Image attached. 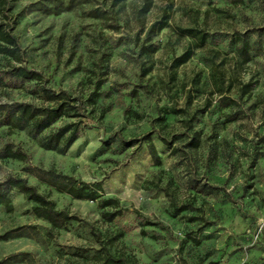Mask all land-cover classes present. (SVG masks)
<instances>
[{
    "label": "rangeland",
    "instance_id": "obj_1",
    "mask_svg": "<svg viewBox=\"0 0 264 264\" xmlns=\"http://www.w3.org/2000/svg\"><path fill=\"white\" fill-rule=\"evenodd\" d=\"M82 1L64 11L69 0H16L15 32L27 65L44 72L54 89L86 98L97 80H106L96 120L65 154L41 147L48 132L36 137L0 126V152L9 143L29 155L28 162L0 158V183L26 178L90 225L71 222L51 235V224L14 189L0 208V261L97 264L105 243L140 264H264V0H152L141 18L144 0H125L117 29L85 13L112 0ZM163 16L167 27L147 43L156 52L142 54V30ZM243 34L254 43L247 64L236 54L235 38ZM186 51L190 57L179 64ZM5 63L0 55V66ZM249 81L256 85L241 98L239 86ZM228 98L238 104L226 107ZM13 101L42 102L26 89H0V103ZM207 102L211 107L189 130L182 120ZM171 108L188 113L167 114ZM152 130L160 165L147 143L130 146ZM194 133L198 148L187 146ZM29 165L99 183L103 191L97 200L76 199L25 172ZM106 198L124 208L113 221L102 216Z\"/></svg>",
    "mask_w": 264,
    "mask_h": 264
},
{
    "label": "trees",
    "instance_id": "obj_2",
    "mask_svg": "<svg viewBox=\"0 0 264 264\" xmlns=\"http://www.w3.org/2000/svg\"><path fill=\"white\" fill-rule=\"evenodd\" d=\"M16 0H0V55L6 60L5 65L0 66V89L27 90L30 94L37 96L42 102L35 104L26 101H13L0 103V126H5L9 132L30 130L34 136L38 137L48 132L40 140V145L46 150L57 151L65 154L74 143L81 137L84 126L89 120H96L95 106L98 100L107 95L102 91L105 79L96 81L93 91L86 97L74 96L64 89L56 90L49 85V78L44 72L31 68L27 65L28 53L21 45L19 37L16 34V28L19 24L21 14L15 12ZM125 0H112L111 4L105 8L93 7L87 10L86 16L99 19L106 23L108 28L117 29L116 23L119 21L120 11L118 6ZM231 3H239L242 0H229ZM83 4L82 0H69L64 6V11L74 10ZM63 7V6H62ZM152 8V0H144L143 5L138 10V17L146 15ZM167 16L153 22L146 30H142L145 38L141 44L142 54H151L156 52V48L147 43L151 42L161 30L167 27ZM188 35H193L192 30H187ZM236 54L247 64L251 61V51L254 49L253 42L247 38V34L238 35L235 38ZM188 51L176 58L179 64H183L190 57ZM255 82L249 81L241 83L239 95L241 98L247 96ZM229 89V88H228ZM137 93L135 94V96ZM225 101L221 96L220 103ZM238 104L234 98H228L225 102L226 107ZM211 107L207 102L204 108L196 110L189 119L182 120L189 130H192L191 124L200 112H205ZM104 113L98 117L101 120ZM188 111L185 108H171L167 114L186 115ZM67 121L55 127L59 121ZM154 130L146 133L142 138L133 142L130 146L147 143L149 154L155 165H160L162 160L156 144L152 140ZM161 141L169 146L174 141L168 140L160 135ZM200 139L197 133L190 136L187 146L198 148ZM2 159H15L28 162L29 155L20 148L14 149L7 143L0 152ZM23 170L39 181L46 183L59 192L67 193L76 199L97 200L100 198V192L103 187L99 183L85 182L73 175H68L57 171L54 168L46 169L40 166L29 165ZM17 189L27 200L33 203V212L38 217L51 224L49 233L54 235L57 231L71 222H79L90 225L84 218L67 209H59L54 200L41 193L36 186L30 184L26 178L18 176H9L4 182L0 183V208L7 206L10 202L11 192ZM100 207L103 209L102 216L107 221H113L124 213L120 201L116 198H106L100 200ZM113 207L112 211L106 210ZM182 208L181 210H183ZM97 235V234H95ZM100 241V239H99ZM97 264H140L138 259L132 255L114 254L109 247L103 243ZM0 264L5 262L0 261ZM83 264V263H75Z\"/></svg>",
    "mask_w": 264,
    "mask_h": 264
}]
</instances>
